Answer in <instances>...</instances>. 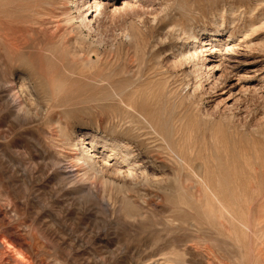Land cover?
I'll return each mask as SVG.
<instances>
[{
	"label": "rangeland",
	"instance_id": "1",
	"mask_svg": "<svg viewBox=\"0 0 264 264\" xmlns=\"http://www.w3.org/2000/svg\"><path fill=\"white\" fill-rule=\"evenodd\" d=\"M87 1L0 0V206L16 204L20 210L17 221L26 220L42 230L51 226L61 231L63 236L51 238L58 252L55 258L61 264H138L163 249L169 239L184 237L185 231L178 233L183 236L169 234L176 222L168 223L170 215L162 207L157 214L139 221L126 220L118 213L122 194L129 193L142 204L141 196L156 198L176 179L177 172L157 152L158 142L147 130H136L138 142L143 144L140 142L136 150L140 168L134 183L104 174L107 184H102L90 173L96 194H69L70 184L63 169L68 161L56 162L63 153L75 152L58 135L64 125L74 132L75 144L81 135L88 139L97 135L100 151L105 142L124 141L115 129L123 120L122 109L114 98H102L103 93L115 91L124 83L151 85L161 96L170 121L188 126L200 145L251 157L255 173L253 169L251 172L260 179L250 183L251 190L260 185V191L256 192V188V193H249L259 219L255 228L264 229V162L256 159L264 160V73L258 77L248 72L264 70V28L252 35L236 34L234 38V44L246 39L242 45L249 47L247 61L259 63L236 65L237 59L229 55L223 60L224 68L236 66L237 75L247 79L249 91L244 94L237 88L229 96V86L223 88L215 83L220 72L209 79L201 71L205 53L200 56L191 50L184 61L177 57L181 47L188 50L191 46V31L205 42V37L199 38L200 31L211 30V20L223 12L225 32L241 28L250 16L257 23L263 22L264 0H107L117 9L123 2L131 9L110 13L104 6L98 12L97 24L84 26L80 9ZM131 23L135 24V39L129 43L123 34ZM222 36L221 41L226 39L225 34ZM16 49L37 70L46 72L53 65V70L68 65L73 70L77 68L75 71L87 72L95 84L85 86L88 82L78 77L74 83L78 95L60 104L47 103L41 91L31 85L26 96L34 116L17 121L10 113L12 105L5 99L8 85L18 84L19 76L24 74L22 66L12 61ZM44 55L54 56L53 63L45 61ZM197 69L200 73L194 71ZM232 83L233 80L226 85ZM48 139L59 150L51 149ZM113 204L115 214L111 212ZM155 238L162 240L156 245ZM155 255L160 256L158 252Z\"/></svg>",
	"mask_w": 264,
	"mask_h": 264
},
{
	"label": "bare ground",
	"instance_id": "2",
	"mask_svg": "<svg viewBox=\"0 0 264 264\" xmlns=\"http://www.w3.org/2000/svg\"><path fill=\"white\" fill-rule=\"evenodd\" d=\"M109 3L107 0H88L80 9L81 24L84 26L97 24L98 12L104 6L110 13H126L131 9L126 5V2L122 3L120 9ZM224 17V12L220 17H213L211 20L212 29L205 28L200 31L199 38L205 37V42H201L197 34V37L193 36L195 33L190 30V37L189 35L188 37L192 39L191 46L188 50L181 47L177 57L184 61L188 56V51L193 50L192 53L200 56L205 53L207 57L202 62L201 71H205L209 79L214 78V75L220 72L215 83L220 84V87L223 86V88L229 86V96L237 88H239L240 94H244L249 91L246 86L247 79L237 75L236 66L224 68L223 60L229 55L237 59L234 62L236 65L259 63V60L247 61L249 53L246 50L249 47L247 49V46L242 45L245 44L246 39L234 44V38L236 34L248 33V35H252L258 32L264 28V21L257 23L256 18L250 16L241 28L225 32ZM134 34L135 24L131 23L130 29L123 34L124 41L132 42L135 39ZM223 34L226 39L221 41ZM244 38L246 37L244 36ZM242 46L244 48H241ZM239 47L242 51H239ZM219 48H222L224 53ZM15 51L16 55L12 57V61L22 66L24 74L22 72L23 76H19L18 84L7 82L5 79L7 84L10 83L5 99L12 105L10 113L17 121H26L34 116L28 109L31 100L26 96L31 85L41 91L47 103L60 104L67 99L70 100L72 96L78 95L79 90L74 89V83L78 77L88 82L85 86L95 84L91 81L93 79L88 77L87 72L75 71L77 68L73 70L68 65L66 68L61 66L59 69L53 70L55 65L52 64L54 66L51 67L52 69L48 68L49 65L46 66L48 68L46 72L37 70L24 58L20 50L16 49ZM43 58L48 63H53L52 59L55 57L44 55ZM194 68L196 69V67ZM194 71L200 73L197 72L198 69ZM263 71L259 69L248 72L259 77L264 73ZM10 75L13 76V74ZM231 80L234 83L226 85ZM15 90L17 91L13 92ZM103 94L105 96L102 98H114L118 107L122 109L123 120L116 124L115 129L120 131L123 137L121 140L124 141L115 139L111 142L112 138L111 143L106 144L105 142L100 145L102 150L100 151L97 147L100 144L97 135H93V138L90 136L89 139L81 135L79 143L75 144L72 139L73 131L71 132L65 125L60 127L58 135L62 138L63 144L69 147V150L75 151L72 154H69L70 151H68L66 154L59 155L60 157L58 156L56 161L61 164L68 161L63 168L64 171L66 170L67 183L70 184L68 193L96 194V184L90 181V173L102 184H107L103 181L104 174L124 183H126L125 181L134 183L135 172L140 168V165L137 164L139 157L136 150L139 149L141 143L143 144L142 141L138 142L139 136H137L136 130L141 127L147 130L148 135L157 140V152L161 153L164 156V161L175 169L176 179L171 187L162 188L160 195H152L156 198L141 196L142 204L137 199H132L128 195L129 193L122 194L118 213L126 220L139 221V219L146 220L155 213L157 214L158 208L162 207L170 215L171 219L168 223L176 222L174 229L169 234L181 235L183 233H178L185 231L186 235L183 234L182 238L173 236L175 238L169 239L164 248L157 251L160 255L158 258L155 257L156 252L138 264H264V253H262V251L264 252V229L255 228L259 219L252 207L253 199L249 194L260 191L259 184H257L258 188L255 186L256 192V188L250 189V185L255 182L253 180L260 181L257 179L258 177L256 178L257 175L251 172L252 169L253 171L255 169L252 167L251 157L247 154L235 156L226 148L220 150L215 146L208 149L200 145L188 126L175 125L170 121L166 107L160 102L161 96L151 85L138 86L124 83L115 91ZM94 100L98 101L99 99L95 98ZM94 100L92 99V101ZM2 134L3 132L0 131V135ZM47 143L51 149L57 147L56 144H53L55 142L52 139H48ZM56 150L59 149L56 148ZM104 151H107L108 155H105ZM256 159L264 162L260 157ZM146 183L148 182L146 181ZM110 195H108V199L106 196L104 198L109 200ZM112 209V214H115L114 204ZM19 211L16 204L8 203L7 206H0V264H61L55 258L58 252L54 249V240L51 238L63 236V233L51 226L42 230L26 220L17 221ZM161 240V238H155L154 242L157 245V242Z\"/></svg>",
	"mask_w": 264,
	"mask_h": 264
}]
</instances>
